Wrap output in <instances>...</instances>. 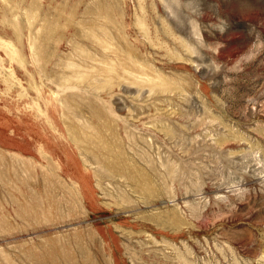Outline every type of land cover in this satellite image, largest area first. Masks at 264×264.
I'll use <instances>...</instances> for the list:
<instances>
[{"label": "rangeland", "instance_id": "obj_1", "mask_svg": "<svg viewBox=\"0 0 264 264\" xmlns=\"http://www.w3.org/2000/svg\"><path fill=\"white\" fill-rule=\"evenodd\" d=\"M0 264H264V0H0Z\"/></svg>", "mask_w": 264, "mask_h": 264}]
</instances>
